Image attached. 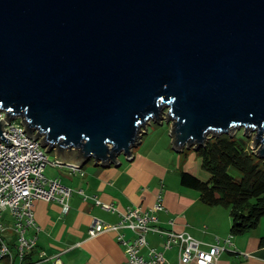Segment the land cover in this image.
Listing matches in <instances>:
<instances>
[{
	"label": "water",
	"instance_id": "95a60500",
	"mask_svg": "<svg viewBox=\"0 0 264 264\" xmlns=\"http://www.w3.org/2000/svg\"><path fill=\"white\" fill-rule=\"evenodd\" d=\"M0 114L60 166L131 160L151 123L264 159V0H0Z\"/></svg>",
	"mask_w": 264,
	"mask_h": 264
},
{
	"label": "crops",
	"instance_id": "0c3cea01",
	"mask_svg": "<svg viewBox=\"0 0 264 264\" xmlns=\"http://www.w3.org/2000/svg\"><path fill=\"white\" fill-rule=\"evenodd\" d=\"M169 131L168 126L166 134L145 133L147 137L142 136L131 160L120 156L118 166L101 167L90 161L78 172L62 166L58 177L48 178H58L64 187L97 196L102 202L114 205L117 212L103 211L92 200L84 201L76 193L71 196L70 209L65 215L55 202L35 201V221L40 230L28 261L34 264H55L56 260L58 264H126L124 247L116 237L121 234L125 239H132V233L121 229L90 238L88 231L93 221L117 224L119 214L128 207L149 209L161 195L166 210L155 215L158 226L189 234L200 243L202 250L214 245L224 247L217 264H264V245L261 244L264 225L261 223L257 229L233 237L229 210L207 206L200 200L198 191L180 183L181 170L196 177L197 171L191 164H184L182 154L186 159V152L175 154L172 150ZM169 220H173V225L168 224ZM229 237L230 243H227ZM147 240L150 246L162 250V237L150 234ZM164 256L169 263L178 264L176 248L166 251Z\"/></svg>",
	"mask_w": 264,
	"mask_h": 264
},
{
	"label": "built area",
	"instance_id": "2783aa9c",
	"mask_svg": "<svg viewBox=\"0 0 264 264\" xmlns=\"http://www.w3.org/2000/svg\"><path fill=\"white\" fill-rule=\"evenodd\" d=\"M4 118L5 115L0 114V120ZM3 131L2 136L13 142L5 146L0 140V261L4 264H34L26 257L36 248V235L40 230L35 221L34 202L37 200L59 204L61 213L65 215L70 209L69 200L76 193L84 201L92 200L103 211L117 212L114 205L102 202L97 196H89L81 189L64 187L58 178L48 179L45 176L47 167L62 166L55 158L49 159L39 140L27 136L21 119L6 122ZM71 169L80 171L76 167ZM165 210L162 196L158 195L149 209L128 207L119 214L117 224L107 225L94 220L88 236L93 238L121 229L131 232L132 239H125L121 234L116 237L124 247L126 264H171L164 253L173 248L177 249L178 264H217L225 248L214 245L202 250L200 243L189 234L161 228L155 215ZM173 223V220L168 222L169 225ZM150 234L163 238L162 250L150 246L147 240ZM230 238L227 243H230Z\"/></svg>",
	"mask_w": 264,
	"mask_h": 264
},
{
	"label": "trees",
	"instance_id": "16d2710c",
	"mask_svg": "<svg viewBox=\"0 0 264 264\" xmlns=\"http://www.w3.org/2000/svg\"><path fill=\"white\" fill-rule=\"evenodd\" d=\"M251 143L252 138L240 132L210 137L195 151L201 168L209 174L208 180L187 172H181L179 177L183 186L199 192L207 206L229 210L233 237L264 223V159L254 153ZM261 244L264 245V236Z\"/></svg>",
	"mask_w": 264,
	"mask_h": 264
},
{
	"label": "rangeland",
	"instance_id": "374dc122",
	"mask_svg": "<svg viewBox=\"0 0 264 264\" xmlns=\"http://www.w3.org/2000/svg\"><path fill=\"white\" fill-rule=\"evenodd\" d=\"M167 127H168L167 124H163L161 126L159 124L151 123L147 127V130H148L147 133L150 136H152L153 134H156V133L166 134ZM239 132L243 134V131L242 130H238L236 133H239ZM144 137H147V136H144ZM134 149H136V148H134ZM185 151H186V154H187L186 155V159H185V155L182 154L184 156L183 158L185 160V163L184 164H187V163L191 164L192 167H193V169H194V171H197V177L200 180H202V181H207L208 178H209V174L201 168V160L197 157V155L195 154V151L193 149H190V150H187L186 149ZM175 154H177V153H175ZM49 159L51 161L54 159V154L53 153L49 155ZM122 159H123V157H122ZM60 168L61 167H57V168L47 167L46 170H45V176L47 178H50V177H58ZM181 172H182V170H181ZM262 225H264L263 222H262ZM0 264H4V263L0 261Z\"/></svg>",
	"mask_w": 264,
	"mask_h": 264
}]
</instances>
